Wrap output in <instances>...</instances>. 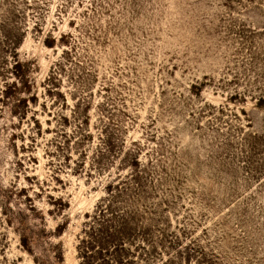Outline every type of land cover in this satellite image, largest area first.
<instances>
[{"label":"rangeland","instance_id":"1","mask_svg":"<svg viewBox=\"0 0 264 264\" xmlns=\"http://www.w3.org/2000/svg\"><path fill=\"white\" fill-rule=\"evenodd\" d=\"M0 264H264V0H0Z\"/></svg>","mask_w":264,"mask_h":264}]
</instances>
